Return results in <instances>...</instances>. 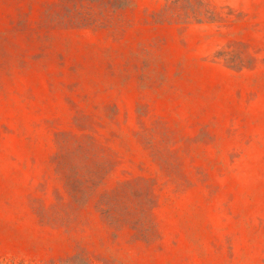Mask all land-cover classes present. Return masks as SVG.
Instances as JSON below:
<instances>
[{
    "label": "rangeland",
    "instance_id": "obj_1",
    "mask_svg": "<svg viewBox=\"0 0 264 264\" xmlns=\"http://www.w3.org/2000/svg\"><path fill=\"white\" fill-rule=\"evenodd\" d=\"M0 264H264V0H0Z\"/></svg>",
    "mask_w": 264,
    "mask_h": 264
}]
</instances>
